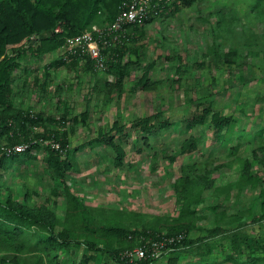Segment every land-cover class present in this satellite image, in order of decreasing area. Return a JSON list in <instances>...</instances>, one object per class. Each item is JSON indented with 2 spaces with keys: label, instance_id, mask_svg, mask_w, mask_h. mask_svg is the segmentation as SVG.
Wrapping results in <instances>:
<instances>
[{
  "label": "rangeland",
  "instance_id": "rangeland-1",
  "mask_svg": "<svg viewBox=\"0 0 264 264\" xmlns=\"http://www.w3.org/2000/svg\"><path fill=\"white\" fill-rule=\"evenodd\" d=\"M139 27L127 33L119 45L123 51L113 61L129 71L120 93H106L103 82L113 76L88 66L86 57L75 65L70 61L52 67L59 51L31 58L24 72H15L12 106L41 114V120L28 128L30 134H66L62 159L71 155L72 168L60 179L46 164L48 154L41 148L32 152L33 158L10 163L0 179V194L32 207L45 205L63 220L67 183L94 216L121 220L129 232L155 231L157 217L180 215L183 207L173 187L184 168L195 170L210 185L195 190L200 198L191 209L197 218L188 233L195 244L181 253L177 264H232L229 254L246 264L244 257L253 254L255 244L264 245V219L257 221L263 213L259 194L264 190V0L179 3ZM113 53L108 52L109 60L117 55ZM145 72L146 85L153 86L149 90L140 81ZM207 108L229 116L231 124L214 132L209 116L197 125L194 119ZM147 117H154L149 123L154 127L143 131L137 123ZM101 136L112 137L115 149L107 139L97 143ZM191 136L196 146L182 154L181 145ZM117 148L122 150L119 165ZM244 160L252 163V174L260 179L257 186L244 183ZM217 224L235 230L242 226L244 232L229 233L248 236L240 242L241 255L220 235L212 238L206 255L198 239L207 238ZM22 235L26 249L19 255L32 262L36 255L29 245L36 243L35 232ZM43 248L38 245L36 250L44 254ZM90 254L82 246H69L58 262L82 263ZM95 256L97 260L87 264H115L103 253ZM252 257L257 258L255 264H264V253L257 251ZM170 258L155 264H169Z\"/></svg>",
  "mask_w": 264,
  "mask_h": 264
},
{
  "label": "trees",
  "instance_id": "trees-1",
  "mask_svg": "<svg viewBox=\"0 0 264 264\" xmlns=\"http://www.w3.org/2000/svg\"><path fill=\"white\" fill-rule=\"evenodd\" d=\"M193 1L173 0L171 3L161 5L155 11L150 12V16L143 24L148 23L153 15L158 12L162 13L170 6L176 8L179 3L190 5ZM260 5L261 3H258L257 7L259 8ZM120 9L121 0H0V179L3 178L10 163L17 162L21 157L33 158L32 152L41 148H44L48 154L45 160L46 164L60 179L63 180L65 173L72 168L71 155L68 154L67 158L62 159L68 145L65 133L62 135L53 133L30 134L28 128L41 120V114H32L12 106V79L16 71L21 69L24 72L26 70L29 59H40L57 52L67 38L87 31L93 25L98 27L109 26L115 20ZM217 16L219 19L224 18L220 14ZM221 24L222 21L218 20V27H221ZM226 24L232 23L226 22ZM139 25L126 26L125 38L121 39V43L103 50L107 68L102 72L113 76L112 81L105 79L103 82L102 88L107 94L122 91L123 80L129 71L126 67L121 66L119 61L116 65L113 64V61L119 59L117 57L123 51L121 49L123 46L120 47L119 45L124 44L127 33L129 31L137 32L140 28ZM56 28H60L61 31L55 33ZM111 50L117 55L111 56L109 60L108 52ZM54 60L51 61L52 67H59L69 64L70 61L71 65H75L78 62V57H72L69 62L62 61L60 57ZM87 65L92 68L89 61ZM148 77V72H145L140 80L145 85L144 89L146 90L153 87L146 85ZM209 116L214 132H219L232 122L229 116L211 113V110L207 108L194 119L195 123L200 125ZM86 117L87 113L82 115L84 121ZM153 118H144L138 121L137 125L143 131H149L150 128L148 127H154L149 125ZM165 125L167 126L168 123ZM105 137L101 136L96 142L100 143L104 138V140L107 139L106 143L113 147L112 137L109 136L106 139ZM4 138L7 140L5 143L1 142ZM47 141H51L53 145L58 144V148H53L51 144L45 143ZM196 143L197 139L192 136L184 140L180 148L181 153L189 152L196 146ZM16 145H27V148L23 152L6 153L4 150V148H12ZM113 148L115 149V147ZM117 150L116 163L119 165L122 161V150L121 148H117ZM261 163L264 165L263 161ZM251 168L252 163L244 160L241 177L246 185L257 186L260 179L252 174ZM190 171L188 172L184 168L182 176L175 181L173 187L183 210L177 218L157 217L156 220L159 221V225L155 231L150 228L143 229L141 232H129V228L121 223V220L94 216L90 209L70 191L67 183L64 184L66 214L63 220L45 205L32 207L26 205L24 201L20 202L13 199L10 194L4 197L0 194V264H45V259L48 260V264L54 261V264H64V260L58 262V256L69 246L75 248L82 246L92 253L88 257L84 256L82 263L77 264H87L89 260L96 261V253L105 254L115 264H155L168 256H172L168 261L169 264H177L181 253L191 251L195 244L188 237V233L195 228L197 218L196 212L191 209V206L198 197L200 198V193H196L195 190L200 186L205 187V184L210 185L204 176L196 174L195 170ZM259 196L262 201L263 213L257 221H262L264 219V190L260 191ZM133 216L138 217L137 215ZM142 218L144 219V217ZM216 223H219V220H216ZM239 227L242 226L238 225L237 230H235L217 224L207 238H200L198 241L205 245L206 255H209L213 247L210 241L214 236L220 235L221 238H229L233 250L238 251L241 255L240 242L242 238L248 236L243 235L241 237L237 234L229 236L231 232H244ZM26 230H34L37 239L33 246L29 245V248H32L36 255L34 256L36 259L32 262L21 258L19 255L26 249V243L21 240L22 234ZM133 234L136 236L135 239H131ZM176 235H182L183 240L173 245L155 260L129 262L120 257L121 252L137 246L142 241ZM255 243L256 241H254ZM38 245L44 247V254H40L36 250ZM257 251L263 254L264 245L255 244L253 254ZM253 254L251 252L247 255L244 254V263L255 264L257 258H253ZM227 260L232 264H242L231 254L227 256Z\"/></svg>",
  "mask_w": 264,
  "mask_h": 264
},
{
  "label": "built area",
  "instance_id": "built-area-1",
  "mask_svg": "<svg viewBox=\"0 0 264 264\" xmlns=\"http://www.w3.org/2000/svg\"><path fill=\"white\" fill-rule=\"evenodd\" d=\"M173 0H121V9L115 20L106 27L91 26L76 36L65 40L63 46L58 50L62 61L69 62L72 57H86L97 71L106 70V56L103 53L108 47L121 43L125 38L126 26L142 24L161 5L171 3ZM60 28L54 30L59 33ZM53 148L58 144L47 141ZM27 145H16L12 148H4L6 153L23 152ZM183 240L182 235L160 237L140 242L137 246L120 253L122 259L129 262L142 260H155L173 245Z\"/></svg>",
  "mask_w": 264,
  "mask_h": 264
}]
</instances>
